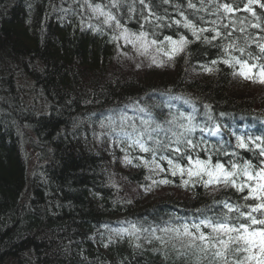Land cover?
Wrapping results in <instances>:
<instances>
[{"label":"trees","instance_id":"1","mask_svg":"<svg viewBox=\"0 0 264 264\" xmlns=\"http://www.w3.org/2000/svg\"><path fill=\"white\" fill-rule=\"evenodd\" d=\"M122 1H131L132 5H136L133 16L130 13L132 20L127 19L125 6L120 7L123 12L114 7L117 14H111L121 27H117L115 21L104 23L106 16L95 12V16L102 20L101 27L105 29L100 37L83 30L72 31L67 26L47 25L44 28L38 19H33L32 24L25 23L24 12L21 11H14L16 15L0 20V43L16 48L15 54L23 59L20 64L15 61H0V64L20 70L25 68L40 79V82L38 78L34 80L41 87L38 90L40 101L36 102L35 109L38 112L34 115L28 116L27 111L18 108L0 114V264L5 260L11 261V264H197V261L199 264H214L211 254L204 257L199 249L185 248L187 238L177 236L174 231L162 230L192 225L205 217L215 220L225 213L235 223L239 213H228L225 203L246 212L250 209L244 205L257 202L243 198L248 194V189L239 192L223 183L206 188L197 182L198 177H189L186 172L183 176L179 173L172 175L170 166L162 164L164 159L161 158L170 154L176 158L175 163L181 166H187L188 155L204 160L210 156L215 164L218 162L215 154H227L229 151L220 149L214 140L204 138L206 142L202 149L193 150L181 159L175 153V148L166 147H172L171 140L158 136L159 156L152 148L150 153L155 155L147 156L151 160L139 162L131 158L129 152L135 154V151L123 142L122 155H114L116 162L108 159L113 153L107 148V143L112 141L116 144L115 139L120 135L112 125L98 126L91 113L113 103L123 104L133 96L149 105L150 101L156 103L159 97L167 100L164 96L167 92L180 94L182 98L190 93L198 100L207 101H194L189 108L182 105L181 111L169 118V122L184 133L186 140L191 141L202 135L185 132L181 125L189 126L195 118L201 121L212 118L223 128V119L220 118L232 116L233 111L250 117L252 121H256L255 117L264 116V83L259 82V67L250 73L252 79H246L233 75L239 65L228 70L227 64L223 63L226 59L237 57L242 61L247 60L249 65H264V53L259 47L244 51V54L239 51L240 48H247V42L244 36L236 41L232 38L239 32L237 23L231 26L233 32L223 28V37L212 39L215 33L211 26L210 30L201 32L202 25L196 19L193 21L196 35H193L192 29L184 27V15L187 14L188 3L193 0H160V4H156L155 0H148L144 4L140 0ZM263 1L259 0V3ZM44 3L45 0H41L39 5ZM259 3L252 6L261 8ZM97 4L101 5L104 13H109L108 8L113 4L118 5V2L99 0ZM169 6L172 7L171 11H167ZM165 18L170 21L166 22ZM260 21H263L262 17ZM124 29L129 34L146 32L149 37L147 42L155 39L157 44L149 41L146 52L139 43L133 47L121 35ZM181 36L186 37L187 44L182 51L169 58L165 53H171L172 45L164 38L179 40ZM197 36L200 38L197 39ZM104 37H107V41ZM21 43L26 46L22 47ZM228 45L234 47L225 52ZM138 49L141 56L137 53ZM213 61L216 63L213 64ZM34 62L38 63L40 71L32 69ZM205 67L213 71H205ZM44 68L47 69L43 72ZM5 75L4 72L0 73V90H5L11 81ZM149 107H146L149 111L152 108L154 112L159 110L155 104ZM191 109L195 110V114L191 113ZM199 114L202 116L199 117ZM11 116L14 127L25 123L35 132V139L37 135L39 139L33 142L23 135L18 137L9 125ZM140 125L136 121L134 125L131 123L129 132L137 130ZM90 130L95 142L90 143L88 151H84L85 138L81 147L77 146L76 138L79 135L83 137ZM226 134L230 136V133ZM250 137L264 140L262 132ZM17 139L22 142L15 151ZM140 141L150 146L149 136ZM229 146L236 147L238 153L233 163L243 165L245 161H251L258 167L260 160L264 159L251 143L248 149L238 148L236 140L231 141ZM24 147L31 149V152L25 153ZM28 154L32 155L38 167L33 172L35 178L25 181V164L28 163L25 157ZM126 157L131 163L126 161ZM154 159L163 171L155 167ZM222 163L230 170L232 163ZM95 164L101 175L95 171ZM150 174L157 177L155 182L158 185L153 184L152 188L140 191L135 197L128 196L130 187L128 192L123 189L125 185L132 186L128 181L134 179L135 184L141 187L148 184ZM243 179L238 178L237 183ZM104 180L110 187L105 186ZM162 180L169 182L160 183ZM185 180L189 181L187 186L184 185ZM31 181L32 186H29ZM22 183L25 184L24 192L30 196L25 207L18 204ZM121 188L123 192H120ZM119 212L141 216L144 229L116 231L123 243L102 248L101 243L94 239V235L99 237L108 232L102 227L101 220L106 214ZM254 215L258 219L264 218L259 213ZM239 219L244 222L243 217ZM202 230L211 231L203 229V226ZM147 239L154 243L156 250L152 248L148 251L143 244Z\"/></svg>","mask_w":264,"mask_h":264},{"label":"bare ground","instance_id":"2","mask_svg":"<svg viewBox=\"0 0 264 264\" xmlns=\"http://www.w3.org/2000/svg\"><path fill=\"white\" fill-rule=\"evenodd\" d=\"M97 1L99 0H45V3L42 5H39L41 0H0V20L2 18H5L7 20L8 18H11L14 14L16 15V12L14 11H21L24 12L25 17V23L32 24L33 19H38L40 21V26L46 28L47 25L49 26H67V28L72 29V31H85L90 35L100 37L102 36L101 31H105V29L102 26V20L97 18L95 15L94 8L97 4ZM148 0H144V2H147ZM156 4H160V0H155ZM118 5L113 4V6H110L108 8L110 14H117L116 8L114 7H126L128 12L127 19L132 20L133 13L132 11L135 10L136 5L133 3L134 7H132V2L129 1H122L117 0ZM152 1L148 2L150 4ZM192 4H194L195 8H189L187 10V14L184 15V24L186 22V19L188 21H191L193 23L194 19L198 20L200 22L201 29H208L213 31V33H216V30L220 32V37L222 36L221 30L223 28H226V31L233 32V29H231V26L237 23L240 26L239 32L236 35H233L234 41L241 39L243 36L245 37V40L247 42V48L245 47L244 51H251L256 46L258 47V44H262L264 42V9L252 6L253 3L250 5L253 10H259V12L255 13L253 15L252 12H249L246 10V6L249 5V0H193L191 1ZM264 3V1L262 2ZM223 4H229L234 9L232 12L225 13L223 8L220 7ZM261 4V2L259 3ZM146 6V5H145ZM144 6V7H145ZM121 9V8H120ZM122 10V9H121ZM172 7L169 6L167 8V11H171ZM114 12V13H113ZM123 12V10H122ZM130 13L132 16H130ZM114 14V15H115ZM251 14V15H250ZM263 18V21L261 22L260 19ZM260 18V19H259ZM166 22H169V18H165ZM163 22V21H161ZM259 24L260 27H254V25ZM211 26V28H210ZM257 34V36L255 35ZM109 39V38H108ZM146 39H149L147 36ZM104 40L107 41V37H104ZM150 42L152 41L149 40ZM148 41V42H149ZM237 43V42H236ZM26 46V44H22ZM17 52L16 48L12 47L11 45H7L5 43H0V61L6 62V63H22L23 59L20 58L19 55L15 54ZM244 54V52H242ZM32 69L36 72L40 71L39 65L37 62H34L32 65ZM237 65L232 66L231 64H227L228 70H233L236 68ZM47 68H44L43 72L46 71ZM4 72L6 73V77L11 80L10 84L5 90H0V114L5 113L7 114L10 109L12 108H18L20 111L28 113V116L34 115L38 111L37 109V103L40 101L38 90L41 88L39 83L40 79L38 77H34L33 74L27 72L25 68L20 70L19 68H14L11 66H5V64H0V73ZM237 76V75H236ZM240 76V75H239ZM37 79L35 81L34 79ZM35 81V83H34ZM39 96V97H38ZM38 98V100L36 99ZM33 99V100H31ZM137 96H133L130 100H125L122 103H113L109 106H106L104 108L95 110L92 112V116L95 119V122L98 126L104 127L108 125H112V128L116 130L119 133V137H116L115 142L110 141V143H107V148L110 152L113 154H110L108 156V159L110 161H115L116 159L114 155L119 156L122 155L121 152L123 148L121 145L123 142H125L127 147H130L135 151L134 153L129 152L132 159H135L139 161H147L151 160L149 157H152L153 154L150 152H144L139 147V144L133 143L134 140H143L144 137L149 136L150 137V146L146 145L149 148H153L159 156L160 149L157 147L159 146L157 143L158 136H164V138H168L172 142V147L166 145L169 149H174L176 147H179L181 149V152L183 155L189 154L190 152H193V150H200L202 149L203 144L206 142L205 139L202 136H198L193 142L195 145L194 148L189 147L186 144V137L183 135L180 137V140L177 141V136L182 133L179 131L173 124V122H169V118L172 116V113L169 109H167L166 104H161L159 106L158 112H154L153 108L152 111H149L146 109V107H149L150 105L144 104V101L137 100ZM199 101L200 103H208L207 101L198 100L190 95V93L184 94V99L182 105L184 107H189V105L194 102ZM39 103V102H38ZM171 104L174 105L175 109L178 108V104L174 97H171ZM27 104V105H26ZM151 108V106L149 107ZM192 114H195V110H190ZM229 113L232 111H228ZM202 115L199 114V117ZM10 120V127L12 128V132H14L18 137L24 136L25 138H30L33 140V142L37 141L35 139L36 134L33 131L30 126L28 125H15L13 126L12 121L13 116L9 118ZM181 121L185 124V121L183 118H180ZM139 122L141 125L137 130H134L132 132H129V126L131 123L133 125ZM211 122V121H208ZM121 125H123L121 127ZM220 126V125H219ZM191 129L196 128V124L193 122H190ZM216 127H211L210 129L213 132V129ZM256 128V121L248 120L246 116L244 115H238L237 112L233 111L232 117H224L223 118V130L226 133H239L244 132L248 130H256L259 132L263 131L255 129ZM88 131L87 133L82 135H79L78 138H76L77 146H82L84 143V148L82 150L85 151V149L88 151V149L91 147L90 143L95 142L92 134ZM214 138L216 140L224 139L223 131L220 127L219 133H214ZM228 135V134H224ZM83 138H85L83 142ZM123 140V141H122ZM22 141L20 139L15 140V151H17ZM24 142V141H23ZM153 142V144H151ZM174 145V146H173ZM172 149V150H173ZM220 149L229 151V153H221V154H215L217 157V160L221 163L224 161L233 163L236 160L237 152L236 147H230L229 141H227L225 144L220 146ZM249 152L252 153V150L249 149ZM180 156V154H179ZM101 158L103 157L100 156ZM168 158L173 159L175 162L176 158L170 154L167 156ZM26 159V168L27 171L25 173V181H28L29 179H34L33 172L38 167V164L32 160L31 155L29 154ZM203 158H206L203 157ZM209 158H211L209 156ZM30 159V160H29ZM202 159V158H201ZM212 159V158H211ZM143 164V163H141ZM162 164L169 165L167 160L164 159L162 161ZM170 166V165H169ZM170 170H172V166L169 167ZM95 171L101 175V171L98 168V166L95 164ZM179 173V172H178ZM113 175L111 174L110 177ZM34 177V178H33ZM101 177V176H100ZM99 177V178H100ZM157 180V177L154 174H150L148 177V184L143 185L141 187H138L135 184V180L131 179L128 181L132 184L125 185L123 187L124 191L128 190L130 187V192L128 193V196L135 197L140 191L145 192L147 189L152 188L153 184L158 185L155 181ZM105 181V180H104ZM111 184L114 183L110 181ZM24 183V180H23ZM22 183V193L19 195V207H25L26 201L30 200L29 193L24 192V185ZM151 184V185H150ZM155 185V186H156ZM29 186H32V181L29 183ZM105 186L110 187L108 183L105 181ZM21 190V189H20ZM166 191H170L169 189H166ZM120 192H123L122 188L120 189ZM128 192V191H127ZM25 198V199H24ZM256 202L251 203V205L255 204ZM181 216V215H179ZM102 227L104 230H107V233H104V235H99V237H96L94 235L95 241H99L103 247H106L110 244L115 243H123V239L121 237H118L115 232L120 230H130L134 229L139 231V229H144L143 224V218L136 215H131L130 213L126 212H119L118 214H106L102 220ZM98 234V233H97ZM143 244L146 245L148 248V251H150L152 248L155 249L154 243L149 241L148 239L143 241ZM152 252V251H151ZM156 252V251H155ZM236 257L230 256L229 259H235ZM2 264H11V261L5 260Z\"/></svg>","mask_w":264,"mask_h":264},{"label":"snow or ice","instance_id":"3","mask_svg":"<svg viewBox=\"0 0 264 264\" xmlns=\"http://www.w3.org/2000/svg\"><path fill=\"white\" fill-rule=\"evenodd\" d=\"M141 4H144V0H140ZM252 3H259V0H249V5L246 6V10L252 12L255 15L254 10L250 6ZM189 8H195L196 6L191 2L188 3ZM220 7L223 8L224 12H232L234 9L229 4H223ZM261 8H264V3L260 4ZM94 11L99 12L101 15H105L106 19L104 23H109L110 21H115L117 27H121L118 20L115 16L110 13H104L102 11L101 5L97 4L94 8ZM181 16L184 14L181 12ZM177 24L180 21H176ZM184 27L190 28L193 31V35H196V28L191 21L186 19ZM254 27L259 28L260 25L256 24ZM201 32L208 31V29H200ZM121 35L124 36L126 43H130L133 47H136L139 43L140 48H143L145 52L147 51L148 42L146 37L148 33L140 32L139 34L131 33L129 34L127 29H124L121 32ZM220 36V32L216 30L215 35L212 39H216ZM131 37V38H129ZM200 37L197 36V39ZM164 40L169 41L172 45L171 58L172 55L176 54L179 51L183 50L184 45L187 44L186 37L181 36L179 40H173L172 37H165ZM151 44H157V41L153 39ZM161 44L163 41L160 42ZM234 47V45H228L225 47L224 51L227 52L228 48ZM261 53H264V44H258ZM139 50V49H138ZM162 50V49H161ZM240 52H244L243 48L239 49ZM251 56V54H249ZM258 59V58H257ZM155 64L156 61L153 60ZM213 64L216 61L212 62ZM223 63L231 64L232 66L239 65L237 72H234L233 75H240L246 79H252L250 75L254 68L259 67V82L264 83V65L252 64L249 65L247 60H241L237 57H231V60H224ZM161 66V65H158ZM139 67V65H137ZM205 71H213L210 67H205ZM182 128H185L186 131H191L192 129L188 126L181 125ZM220 126L217 125L213 129L214 133H219ZM184 133H180L177 136V141L180 140V137ZM237 147L242 149H248L249 143L253 144L255 149H258V155L264 157V140L261 137H256L252 139L251 137L245 138L243 136H238L237 138ZM259 141V142H258ZM133 143L139 144V147L144 152H152L153 149L145 146L140 140L133 141ZM186 144L189 147L194 148L195 145L189 139L186 140ZM175 153L180 154L181 159L184 158V155L181 152L179 147L174 149ZM155 155V153H153ZM128 163H131V160L125 158ZM161 159H166L168 164L172 166V175H176L178 172L181 176L187 173L189 177L196 176L198 177L199 183H202L204 187H209L210 185H218L223 183L226 187L231 186L239 192H244L245 189H248V194L243 197L245 200L252 199L257 201L253 205H244L243 207L249 208L250 211L242 212L240 207H233L230 204L225 203V207L228 209V213L233 211L239 213V217L244 218V222H240L239 217L236 218L235 223H233L228 214L225 213L222 218L212 219L210 217H205V219L200 220L198 223L192 225L185 224L181 228L175 229H163L162 231H174L177 236L187 238V244L184 245L188 249H199V252L207 257L211 254V257L214 261V264H264V218H257L254 213H259L261 217H264V159L260 160V165L254 166L251 161H245L243 165L232 163L230 165V170L225 167L221 162L212 163L211 158L209 159H200L193 158L191 155L187 156V166H181L179 163H175L173 159L168 157H162ZM153 164L155 167L160 168L161 171L164 169L161 165L154 159ZM207 179H204V177ZM243 177L244 179L237 183V179ZM167 180H162L160 183H168ZM189 184L188 180L184 181V185ZM203 229H210V232H206ZM259 226V227H254ZM157 239H160L159 237ZM164 243V241H161ZM230 256L236 257L235 259H229ZM199 264V261H197Z\"/></svg>","mask_w":264,"mask_h":264},{"label":"rangeland","instance_id":"4","mask_svg":"<svg viewBox=\"0 0 264 264\" xmlns=\"http://www.w3.org/2000/svg\"><path fill=\"white\" fill-rule=\"evenodd\" d=\"M170 51V50H169ZM140 56H141V52H140V50L137 52ZM169 54H171V53H169ZM169 56V55H168ZM162 66H164V63L162 64ZM159 67V66H158ZM254 90H256L255 88H253ZM171 97L172 96H169V97H165V98H167V100H163V98L161 97H159V98H157L158 100H156V103L155 102H152V101H150V105L151 106H153L154 104H155V106L157 107H159L161 104H166V107H167V109H169L170 110V112L172 113V114H175L176 113V109H175V107H174V105L173 104H171L170 102H171ZM159 102V103H158ZM220 119H223V117L222 118H220ZM184 131L185 132H187L186 131V129H184ZM212 138H213V140H214V142H217V146L218 147H220V146H222L223 145V143L222 142H220V141H218V140H216V138H214V135L212 134ZM24 150H25V153H29V152H31V149H29V148H25L24 147ZM29 155V154H28ZM31 157H32V155H31Z\"/></svg>","mask_w":264,"mask_h":264}]
</instances>
